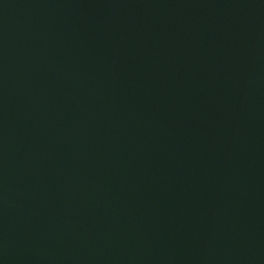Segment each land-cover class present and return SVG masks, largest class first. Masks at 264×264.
I'll return each mask as SVG.
<instances>
[{"label": "water", "instance_id": "obj_1", "mask_svg": "<svg viewBox=\"0 0 264 264\" xmlns=\"http://www.w3.org/2000/svg\"><path fill=\"white\" fill-rule=\"evenodd\" d=\"M0 264H264V0H0Z\"/></svg>", "mask_w": 264, "mask_h": 264}]
</instances>
